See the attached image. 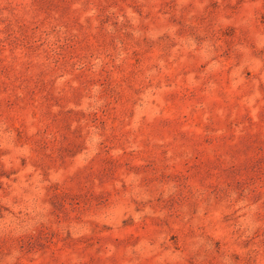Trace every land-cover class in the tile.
I'll return each mask as SVG.
<instances>
[{"label":"rangeland","instance_id":"rangeland-1","mask_svg":"<svg viewBox=\"0 0 264 264\" xmlns=\"http://www.w3.org/2000/svg\"><path fill=\"white\" fill-rule=\"evenodd\" d=\"M0 264H264V0H0Z\"/></svg>","mask_w":264,"mask_h":264}]
</instances>
